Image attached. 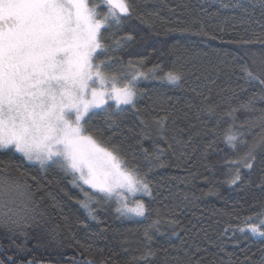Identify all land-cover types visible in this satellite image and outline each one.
Returning <instances> with one entry per match:
<instances>
[{"label": "trees", "instance_id": "obj_1", "mask_svg": "<svg viewBox=\"0 0 264 264\" xmlns=\"http://www.w3.org/2000/svg\"><path fill=\"white\" fill-rule=\"evenodd\" d=\"M129 3L131 16L104 31L107 52L96 62L111 58L107 71L128 79L145 73L136 81L135 107L117 110L110 100L83 123L85 134L117 148L149 183L147 212L122 216L115 199L73 184L59 164L41 167L0 149L6 186L0 264H264V238L238 231L247 217L264 212V147L255 167H240L241 179L231 184L229 161L246 146L234 151L224 142L230 125L248 144L264 137V6L260 0ZM169 71L181 75L176 84L162 79ZM250 99L251 111L228 115ZM81 187L92 197L88 208L80 203ZM154 221L149 240L144 233ZM149 250L154 255L140 259Z\"/></svg>", "mask_w": 264, "mask_h": 264}, {"label": "snow or ice", "instance_id": "obj_2", "mask_svg": "<svg viewBox=\"0 0 264 264\" xmlns=\"http://www.w3.org/2000/svg\"><path fill=\"white\" fill-rule=\"evenodd\" d=\"M260 3L264 6V0ZM131 14L129 0H0V149L14 148L41 167L49 161L59 164L73 175V184L78 180L107 199L116 197L120 215L144 217V202L133 197L137 193L151 196L149 183L137 169L125 165L117 148L101 147L92 135H85L83 123L96 110L106 111L110 100L117 110L124 105L135 107L136 81L146 78L145 73L137 71L128 79L107 71L111 58L96 62L99 53L107 52L104 31L118 29ZM162 79L176 84L181 75L169 71ZM252 108L250 99L228 115ZM115 114L109 113L108 118ZM157 123L162 125V120ZM242 136L231 125L224 134L225 144L234 151L238 145L246 146L239 159L229 161L235 166L231 184L241 179L240 167H255L257 149L264 147V137L248 144ZM5 187L0 185V190ZM81 191L85 200L80 203L88 208L92 197L83 187ZM260 217L264 212L247 217L238 231L264 238V218ZM156 224L145 230L147 239ZM149 255L154 253L149 250L140 259Z\"/></svg>", "mask_w": 264, "mask_h": 264}, {"label": "rangeland", "instance_id": "obj_3", "mask_svg": "<svg viewBox=\"0 0 264 264\" xmlns=\"http://www.w3.org/2000/svg\"><path fill=\"white\" fill-rule=\"evenodd\" d=\"M205 1H208L209 3H216L217 2V0H205ZM85 135H87V134H85ZM100 144V143H99ZM100 146L101 147H104V146H102L101 144H100ZM12 149H14V148H12ZM15 150V149H14ZM22 155V154H21ZM32 162H36V161H32ZM38 163V162H37ZM77 182L78 183H80L81 184V182L80 181H78L77 180ZM85 186H87V185H85ZM127 195V194H126ZM146 196H148V195H145V194H143V193H137L136 194V196L135 197H133V199H139V200H142L143 201V198H145ZM112 199H115V201H116V203H117V198L116 197H113ZM117 206H118V204H117ZM128 217H136V218H141V217H137V216H128ZM264 218V217H263ZM257 222H258V220H257ZM251 234V233H250Z\"/></svg>", "mask_w": 264, "mask_h": 264}]
</instances>
